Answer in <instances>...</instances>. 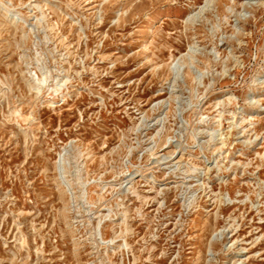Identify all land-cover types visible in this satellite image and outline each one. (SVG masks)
Instances as JSON below:
<instances>
[{"label": "rangeland", "instance_id": "obj_1", "mask_svg": "<svg viewBox=\"0 0 264 264\" xmlns=\"http://www.w3.org/2000/svg\"><path fill=\"white\" fill-rule=\"evenodd\" d=\"M0 264H264V0H0Z\"/></svg>", "mask_w": 264, "mask_h": 264}]
</instances>
